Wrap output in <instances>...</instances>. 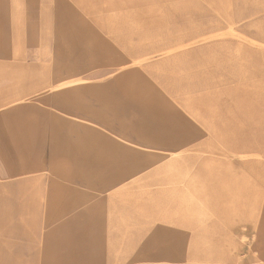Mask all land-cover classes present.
I'll return each instance as SVG.
<instances>
[{"label":"rangeland","instance_id":"1","mask_svg":"<svg viewBox=\"0 0 264 264\" xmlns=\"http://www.w3.org/2000/svg\"><path fill=\"white\" fill-rule=\"evenodd\" d=\"M0 264H264V0H0Z\"/></svg>","mask_w":264,"mask_h":264},{"label":"crops","instance_id":"2","mask_svg":"<svg viewBox=\"0 0 264 264\" xmlns=\"http://www.w3.org/2000/svg\"><path fill=\"white\" fill-rule=\"evenodd\" d=\"M55 85H53L52 86V88H55V87H57V86H55ZM51 88V89H52ZM36 90H40V92H39V94H41L40 96H43V97H47V95H48V92H46V91H41L42 89H35L34 91H36ZM54 91H59V89L57 88V89H55ZM60 91H65L66 93H68V94H71V93H73L72 95H77V93H76V88L75 87H73V86H69V87H67V88H62V90H60ZM59 91V92H60ZM55 93H58V92H55ZM35 165H38V164H35ZM39 165H41V164H39ZM42 166V165H41Z\"/></svg>","mask_w":264,"mask_h":264}]
</instances>
